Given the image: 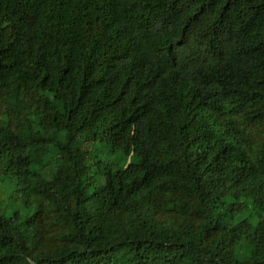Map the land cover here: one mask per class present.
Listing matches in <instances>:
<instances>
[{
  "label": "trees",
  "instance_id": "16d2710c",
  "mask_svg": "<svg viewBox=\"0 0 264 264\" xmlns=\"http://www.w3.org/2000/svg\"><path fill=\"white\" fill-rule=\"evenodd\" d=\"M1 176L0 264H264V0H0Z\"/></svg>",
  "mask_w": 264,
  "mask_h": 264
},
{
  "label": "rangeland",
  "instance_id": "374dc122",
  "mask_svg": "<svg viewBox=\"0 0 264 264\" xmlns=\"http://www.w3.org/2000/svg\"><path fill=\"white\" fill-rule=\"evenodd\" d=\"M20 99L24 104H29L31 102V98L26 95H20ZM16 124L19 127H25L28 125L27 121L16 119ZM115 155L102 156L101 160L106 164L108 162L114 164L113 169H122L126 164L139 165L140 159L131 154L127 156L122 161H116ZM98 168L96 166L92 167V174L98 176ZM18 186L15 184L12 178L7 176L0 177V207L7 212V215L10 216L14 212H18L22 218H27L32 215V207L24 208L21 206V203L18 199ZM246 214H252L251 208L246 210Z\"/></svg>",
  "mask_w": 264,
  "mask_h": 264
}]
</instances>
